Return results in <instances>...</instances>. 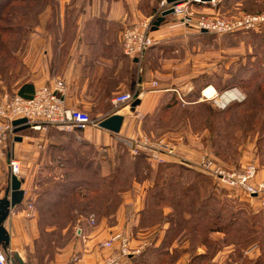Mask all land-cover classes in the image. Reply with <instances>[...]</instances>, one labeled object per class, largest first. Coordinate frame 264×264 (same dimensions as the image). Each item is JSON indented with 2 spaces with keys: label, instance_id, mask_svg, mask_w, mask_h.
I'll return each instance as SVG.
<instances>
[{
  "label": "crops",
  "instance_id": "0c3cea01",
  "mask_svg": "<svg viewBox=\"0 0 264 264\" xmlns=\"http://www.w3.org/2000/svg\"><path fill=\"white\" fill-rule=\"evenodd\" d=\"M59 1L58 6L48 7L43 12L40 23L30 32L22 56L18 55L22 76H16L17 71L13 70L16 77L13 87L0 81V102L5 96L13 94L30 97L36 87L51 84L55 79H63L67 85V104L88 113L96 123L117 112L112 100L118 94L138 91L140 104L134 111L130 107H123L118 111L124 117L118 133L99 125L72 132L58 131L54 127L47 131L31 128L24 130L19 133L22 140H14L12 156L36 176L43 171L51 172L55 168L62 171L72 168L67 160L56 163L57 155L54 154L58 152L89 150L92 164L98 165L104 173H109L116 165L119 147H124L120 139L146 133L145 125L149 116L155 113L173 89L181 90L185 96L189 93V84L197 78L196 70L186 68L185 64L180 69L171 65L175 59L179 60L174 58V50L185 51L179 56L181 62L190 60V47L196 45L197 31L171 14L157 30L152 31L157 44L150 48L143 59H131L123 52L122 31L151 15L159 3H154L151 8L148 5L150 1L144 0ZM224 5L221 0L215 7H204L202 11L220 14ZM234 6L238 10L240 3H235ZM184 48L189 51L186 52ZM164 53L170 57L167 59L168 63L163 59L159 62L160 55ZM153 82L158 85L152 87ZM24 85L27 86L20 93ZM205 131L197 133L192 131L191 125L186 124L181 130L164 133L167 138L172 139L176 154L166 157L161 163L146 159L148 168L143 169L142 179L134 180L130 189L122 193V201L116 213L99 218L94 226L89 225L87 219L79 220L73 227V240L57 250L50 264H101L107 255L118 251V243L112 248L103 246V242L117 231H123L130 238L133 248L142 247L139 255L122 258L120 264H156L153 258L164 250L172 252L174 249L187 248L190 241L183 236L184 232L170 245H165L171 227L172 207L164 206V219L154 224H145L143 216L148 206V192L154 186L160 171L164 172L165 166L182 163L205 174L197 167L198 158L204 150L203 140L207 137V130ZM255 153L254 144L253 158ZM128 156L131 161L135 158L130 153ZM246 158L245 156L241 160V165L247 162ZM258 178L264 179V169L260 170ZM22 180L24 198L20 205L11 210L5 222L10 234V246L3 250L10 257L19 253L27 263L23 249L31 247L33 240L38 237V229L34 210L26 207L33 205L34 208L36 200L32 198L39 193L35 192L37 186L29 185L28 179ZM9 185L10 180L0 199L4 197ZM257 198L242 200L255 204L259 201ZM261 210L264 211V207L257 212ZM32 214V219L26 218ZM231 250L232 247L226 245L218 253L223 255ZM196 251L201 254L203 249L200 246ZM250 252L260 255L258 250L253 249Z\"/></svg>",
  "mask_w": 264,
  "mask_h": 264
},
{
  "label": "rangeland",
  "instance_id": "374dc122",
  "mask_svg": "<svg viewBox=\"0 0 264 264\" xmlns=\"http://www.w3.org/2000/svg\"><path fill=\"white\" fill-rule=\"evenodd\" d=\"M56 1L57 4L60 3L59 0ZM144 1L145 2L150 1L149 2L150 4L148 5H151V8L154 7L155 5L154 3H159L157 7L158 9L160 2L162 0H144ZM235 1L236 0L227 2L222 8L220 14L219 13H214V14L223 17H231V16H239L244 13L257 14L264 12V0H242V3H240L238 10H236V7L234 6ZM40 5L41 3L39 4V6ZM152 15H149L147 17H150ZM4 16L5 19H10V20L12 19V15L6 14L3 15V17ZM29 36L30 34H28V37ZM196 37H197L196 45H191L190 47V53H189L190 60L184 63L181 62L179 56L184 54L185 51L183 50L181 52L180 50L179 52L174 50L173 51L174 52L173 54L175 55L174 58H178L179 60L175 59L174 63L171 66L180 69L181 67H183V64H185L186 68H190V70H196V76L200 77L201 79L200 82L198 83L189 84V86H191L192 89L195 88L198 90L200 83H203L206 80L207 81L211 80L213 82V85L210 84L207 85V87L210 86L214 87L215 92L217 91L215 87V83L217 84L222 83V85H226L225 88L232 86L240 87L243 93L245 94V96L247 95V101L245 102V104L248 107L249 106L253 107L254 105L260 103L262 104L261 109L257 110V115L255 118L257 120L259 118L263 120L264 119V27L254 30L238 31L227 34H214L209 32L200 33L197 31ZM3 39H4L3 41L2 39H0V81L3 84H6L8 87H13L14 83L16 82V77H14L13 70L16 69L17 71L16 76L18 77L19 75L22 76L23 70L21 64H16L15 61L14 62L12 61V49L18 48L17 45L13 44V40H12L13 37L4 35ZM162 43L163 41L160 42V44ZM4 45L6 46V50H4L3 47ZM25 47H26V43L25 45H22L20 47V51L17 54L18 58L19 56H22ZM185 50L186 52L189 51L188 48H186ZM165 53L160 55L161 57H159V62L163 59L165 63H168L167 59L169 60L170 57L168 54ZM251 70L258 72L251 74L250 73ZM250 76L251 78L249 79L252 80L251 82L252 85L249 84L250 80H247L248 77ZM257 78L259 80L258 82H260L263 85V91L261 93L260 91L258 92L254 88V85L256 84L255 79ZM243 79H246V84L241 83ZM185 89H187V87ZM218 94H221V92L218 91ZM261 98L263 99L262 101L260 100ZM201 99L203 101L209 102L214 110L221 111L218 109L217 105H214L215 103L212 100L207 99L203 96L201 97ZM206 115L208 116L207 112L204 115V111H201L200 116L202 120H204V118L205 119L208 118ZM171 116L172 119L174 118L176 119L180 116V114H176V113L174 114L173 112ZM220 118L221 115L218 116L213 115L212 121L214 124V129L218 126L217 123ZM239 118L241 119H237L233 121L234 127L231 129L227 128L226 126L224 127L219 126L216 129V136L212 141H210L209 132L207 131V137L205 140H203L204 150H202L197 163V167L200 170H202L204 173L206 172L199 166L201 157L204 154L209 155L213 160H215L217 164L222 165L223 167L229 169H237V167L240 168L249 162H255L257 166L259 165L260 168L259 172L261 169H264L263 166L264 157H263V161L257 160L258 145L256 139L258 137L257 135L258 133L254 131L252 125L247 126L249 121L253 119L252 117H246V116L245 117L239 116ZM187 122L188 121H185L181 126H177L173 129L181 130L185 127L186 124L190 125V123ZM191 128L192 131H195L194 128H196L198 130L197 133L206 132L205 130L202 129L203 127H200L199 122L197 124L195 123V126ZM159 133L155 135L154 134L149 135L147 133L144 134L152 136L155 139L167 140L168 142L173 143L172 139L167 138V136L164 133L162 132ZM231 134L233 135L231 136ZM226 141H231L230 144L231 146L229 148L223 147L227 143ZM13 143H14V138L11 137L6 144L5 156L3 158H0V195L4 194L3 193L4 189L8 186L10 180L8 159L12 156ZM254 144L256 148L255 158H253ZM124 149L125 146L119 147L118 155L119 154L122 155L123 153H125ZM217 151L220 152V155L222 156L223 160L221 159L218 160L214 156V153ZM71 152L73 154V151H70L69 153L71 154ZM55 155H57V157L55 158L56 163L60 164L68 156V153H64L63 151H61L58 152V154H54V156ZM245 156L247 157L246 158L247 162L244 165H241V160ZM262 156H264V153H262ZM90 157L91 155L89 154V152H85V154L82 155L81 158L80 156L75 155L74 152V154L71 155L69 158L71 162L70 167H72L74 172L69 175L70 177L68 176L67 178L65 172L62 171L61 169L58 170L55 168L51 172L43 171L42 173L37 174L35 176L33 172L28 171L29 169L27 170L25 167L22 166L20 179L21 178L22 179L24 178L25 180L28 179L29 185H31L32 187L37 186L35 192L39 193L40 195L42 194L41 198L39 199H37L39 194H37V196L35 195L33 196L34 198L32 199H34V201L37 199L35 201L34 208L31 209L30 205H27L26 207V209L28 210H34V214H36L35 223L38 229L37 231L38 237L33 240L31 247L27 246L24 247L25 249H23V254L28 264H50L57 250L73 240L75 236L73 227L75 226L76 223H78L79 220L81 219L89 220V218L93 216L97 223L98 219L99 218L101 219V217H99V214L90 211L91 209H89L90 207H88L90 206L88 205L89 202L95 200V198L92 197L91 198L94 200L90 198L91 201H89L88 199L78 201L77 196L74 197L66 196L65 206H69V208L66 207V210L70 209L69 210L70 214L65 213L66 210H64L63 207V209L61 208L62 211L60 210V212L54 214L55 217H52L51 216L52 212L49 211V208H44L47 201L55 199L54 196L62 195V190H63L61 187L62 183L66 182L67 179L71 180L82 177L83 174L81 173L80 168L86 167L87 161ZM128 160H130L129 156L126 158V161ZM116 163L119 164V160L116 161ZM125 169L127 170L130 169L129 162H126ZM84 171H88L89 176L86 175L87 174L86 172H85V176L86 177L88 176L92 179L93 175L92 172H90L91 167H89V170L84 169ZM212 181L215 187L217 188V190H215V196L218 199H222L223 201L222 203L225 205L227 209L226 211H228L226 213H231L233 211L237 212L240 215L238 221H241V225H246L247 227H251L252 231H247L246 229H242L239 231H234L233 233L227 236H225L222 233H213L212 238H210L211 241L209 240L208 244H205L204 242H201L202 241L201 235L203 233L200 231L197 233L195 229V226L197 224L202 225L203 223L192 222V223H188L187 225L186 223H180L179 225L174 226V231L172 232L173 234L177 233L180 236L181 232H183L184 227L187 226V233L189 234V236L190 234L194 236L197 234V237L193 236L192 239L188 238L190 239L189 240L190 242L187 248H178L179 250L177 252H174L170 255H166L165 263L167 264H253V262L259 256L256 255L257 252L252 253L250 251H252L253 249L258 250L259 252H261V250L264 251V211L261 210V212H257L260 208L262 209V207H264V194L260 195L257 198V200H259L258 202H256L257 204L256 203L250 204L242 200V199H251V198L247 197L241 191L239 192L227 188L226 186H221L213 177H212ZM68 190L71 191L72 189H68ZM116 190L114 192H116ZM207 190H208V184H207ZM74 191L76 190H73L72 193ZM117 195L118 192L115 193L114 201L111 203V207L109 208V210L111 211L114 210L116 207L115 205L117 202ZM120 200L122 201V194ZM95 201L99 204L100 208H102L104 204H106L102 201L100 197H98ZM71 206L73 207V209L76 207L74 211H71ZM106 209L107 207L103 208V210ZM99 213L102 214V212ZM213 213L214 212H212V215ZM29 214L31 213L29 212ZM103 214L106 213L103 212ZM158 214L159 213L157 210L151 209V211H149L150 217L156 215L158 216ZM208 214L210 215V212ZM32 216L33 214L30 216L29 215L26 216V218L32 219ZM50 216L51 219L48 220L56 221L55 226L48 225L49 221H47L46 219L50 218ZM71 216L75 219V221L69 224L66 222V220L67 217L70 218ZM149 220L151 221L152 218H150ZM64 229L67 230L64 232ZM236 242L238 244H236ZM226 245L232 247V250L223 255L219 254L218 252ZM200 246L202 247L203 252H201V254L200 253L198 254L196 253L197 252L196 250H198ZM157 258L158 257L155 256V258H153V261H156Z\"/></svg>",
  "mask_w": 264,
  "mask_h": 264
},
{
  "label": "trees",
  "instance_id": "16d2710c",
  "mask_svg": "<svg viewBox=\"0 0 264 264\" xmlns=\"http://www.w3.org/2000/svg\"><path fill=\"white\" fill-rule=\"evenodd\" d=\"M223 1L226 4L227 2L232 0H222V3ZM40 3L41 5L39 6ZM235 3H242V0H236ZM56 6H58L56 0H0V39H2L3 41L4 35L13 37V44L17 45L18 47L16 49H12L13 62L15 61L16 64H20V59L17 57V54L20 51V47L22 45H25L28 39V34H30V32H32L33 29L40 23V17L42 16L43 12L47 10L48 7ZM156 11L157 8L152 14H155ZM6 14L12 15V19H5V16L3 17V15ZM3 47L4 50H6V46L4 45ZM255 72L258 71L251 70L250 73L253 74ZM251 76L248 77L247 80H250L249 78H251ZM200 79V77L195 78L193 80V83L200 82ZM258 81V78L255 79L256 84L254 85V88L261 93L263 91V85ZM251 82L252 80H250L249 84H251ZM241 83L246 84V79H243ZM210 84L213 85V82L211 80H206L205 82L200 83L198 87L199 89H192L187 94V96L184 97V99H181L176 92L171 91L169 96L163 101L162 105L159 106L155 113L149 116L145 125L146 133L149 135H155L159 132L166 133L169 131H174L173 128L181 126L185 121H188L191 127H194L195 123L197 124L199 122L200 127H203V130H207L209 132L210 141H212L216 136V129L219 126H226L227 128L231 129L234 127L233 121L241 119L239 118V116L252 117L253 120H250L247 126L252 125L254 131L258 133L257 134L255 132L258 135L256 139L258 145L257 160L263 161L264 156H262V153H264V119L262 120L259 118L257 120L255 118L257 115V110L261 109L262 104L260 103L254 105L253 107H248L245 104V102L247 101L246 95L245 99L242 101H234L227 105L225 108L218 107V109L221 111L214 110L209 102L201 100L203 91L207 88V85ZM26 86L27 85H24L19 92L21 93L22 89ZM225 86L226 85H222V83H215L217 92L219 91L221 92V94L232 89H238L242 91L238 86H232L228 88H225ZM260 100L262 101L263 99L261 98ZM201 111H204V115L207 112L208 116H206L208 118H204V120H202L200 116ZM173 112L174 114H180V116L176 119H172L171 115L173 114ZM213 115H221V118L217 123L218 126L215 129L212 121ZM194 129L195 131H198L196 128ZM232 135L233 134H231V136ZM226 142L227 143L223 147L229 148L231 146V141ZM71 151H73V154L75 152V155L80 156V158L85 154V152H89L90 154L89 150L82 151L79 149H73ZM69 152L68 156L65 158V160H67L68 162H70V156L73 155L72 152L71 154ZM124 152L125 153H123L122 155H118L117 161L119 160V164L116 163L113 170H111V172L109 173H104L102 170H100L98 165L92 164L93 162L90 157L87 161L86 167L80 168L81 173L83 174L82 177L71 180L67 179L66 182L62 183V195L54 196L55 199L47 201L48 203L46 202L44 208H49V211L52 212L51 216L55 217L54 214L60 212L61 208L63 209L64 207V210H66V207L69 208V206H65L66 196H77L78 201L85 199L91 201L92 198H95L96 200L98 197H100L106 204H104V206L100 208L99 204L94 199H92L94 201H91L88 204L90 205L88 206L90 207L89 209H91L90 211L96 212L97 214H99V217L112 216L113 214H115L121 204V194L130 189L134 180H141L143 177V169L148 168V162L145 155L136 156L133 161H126V158L128 157V151H126V148L124 149ZM214 156L218 160H223L219 151L215 152ZM126 162H129V170L125 169ZM89 167H91L90 172H92L93 175L92 179L88 177L89 172L84 171V169L89 170ZM258 169H260L259 165ZM163 171V173H161L160 171L155 180L154 186L148 192V206L144 211L143 220L145 224H154L162 221L164 219V206L172 207L173 213H171L172 217L170 218L171 227L169 228L168 236L165 241L166 246L170 245L171 242L179 236L177 233L173 234L172 232L174 231V226L179 225L180 223H186V225L192 222L203 223V226L201 224V226L197 224L195 226V229L197 233L199 231L203 233L201 235V242H204L205 244H208L209 240L211 241L210 238H212L211 235L213 233H222L227 236L234 231H239L242 229L252 231L251 227L241 225V221H238L240 215L237 212L233 211L231 213H226L228 211H226L227 209L222 203V199H218L215 196V190H217V188L215 187L210 175H208L207 173L203 174L198 171L192 170L182 163H175L165 166V169ZM64 172L67 178L74 171L72 168H70L68 171ZM85 172L87 173L86 175H88L87 177L85 176ZM206 183L208 184V190ZM68 189L72 190L70 191ZM73 190L76 191L72 193ZM115 190L116 192H118L117 202L115 205L116 207L114 206L115 209L111 211L109 210V208L111 207V203L114 201L116 193L114 192ZM41 196L42 194H39L37 199L41 198ZM218 202L221 203L219 204ZM106 207L107 209L103 210V208ZM74 209L71 206V211H74ZM151 209L157 210L159 213L158 216L156 215L150 217L149 211H151ZM69 210H66L65 213L70 214ZM99 212H102V214ZM103 212H105L106 214H103ZM209 212L210 215H212V212L214 213L212 216H210L208 214ZM51 216L46 220L49 221L48 219H51ZM150 218H152L151 221L149 220ZM74 221L75 219L72 216L70 218L67 217V223L70 224ZM48 225L55 226L56 221H49ZM183 232L184 237L186 236L187 238L192 239V237L194 236L191 234L189 236V234L187 233V226L184 227ZM194 237H197V234ZM236 244L238 243L236 242ZM178 250L179 249H174L172 252L169 250H164L163 253L156 255V257H158L156 262L159 264H167L165 263L166 255H170L174 252H177ZM262 263L264 264V251L261 250L259 257L253 262V264Z\"/></svg>",
  "mask_w": 264,
  "mask_h": 264
},
{
  "label": "built area",
  "instance_id": "2783aa9c",
  "mask_svg": "<svg viewBox=\"0 0 264 264\" xmlns=\"http://www.w3.org/2000/svg\"><path fill=\"white\" fill-rule=\"evenodd\" d=\"M220 2L221 0H176L168 3V0H162L154 15L145 17L124 29L121 34L124 54L131 59H143L146 52L158 42L152 36L153 22L169 9L174 10L173 14L180 21L198 32L227 34L264 27V12L223 17L202 11V8L215 7ZM157 85V82L152 83V87ZM173 90L181 99H184V92L179 89ZM191 90L192 87L189 86L188 92ZM66 93L67 85L64 80L55 79L51 84L36 87L30 97L19 94L5 96L0 102V158L5 156L8 140L16 136L14 120L25 118L30 128L36 131H47L50 127L63 132L84 131L92 125H99L88 113L69 106ZM138 97V91L116 95L112 100L117 109L116 113L123 107H130ZM203 97L212 100L218 107L225 108L234 101L244 100L245 94L238 89H232L222 94L216 91L211 97L205 95ZM120 141L130 155L134 157L145 155L148 160L156 163L164 162L166 157L176 154V148L172 142L155 139L147 134H140L129 139L123 138ZM199 166L221 186L241 191L249 198L264 194V179H258L259 169L255 162H249L237 169H229L217 164L209 155L204 154ZM8 167L10 174L21 177L22 166L18 159L11 156L8 159ZM32 207L33 205H30L31 209ZM88 223L91 226L96 225L95 218L90 217ZM82 237L85 236L82 235ZM115 243L119 244L118 251L107 255L101 264H120L122 258L139 255L142 252V247L131 246L130 238L122 231L112 233L109 239L103 242V246L112 248ZM0 264H14L12 257L6 254L2 246H0Z\"/></svg>",
  "mask_w": 264,
  "mask_h": 264
},
{
  "label": "water",
  "instance_id": "95a60500",
  "mask_svg": "<svg viewBox=\"0 0 264 264\" xmlns=\"http://www.w3.org/2000/svg\"><path fill=\"white\" fill-rule=\"evenodd\" d=\"M176 0H168V3L174 2ZM174 13L173 9L166 10L159 16L154 22L152 31L157 30L160 25L165 21V18ZM140 104V100L135 98L131 103L130 109L134 111L136 106ZM124 117L118 113H115L99 123L101 128L107 129L114 133H118L121 129ZM13 125L16 127L14 133L16 134L14 140L21 141L22 136L19 135L20 132L30 128L27 123V119L21 118L13 121ZM23 180L20 179L15 174H10V185L3 198L0 199V246L4 250H7L10 246V234L5 227V222L17 205H20L24 198V190L22 189ZM12 262L14 264H27L19 253H14L12 256Z\"/></svg>",
  "mask_w": 264,
  "mask_h": 264
},
{
  "label": "bare ground",
  "instance_id": "6f19581e",
  "mask_svg": "<svg viewBox=\"0 0 264 264\" xmlns=\"http://www.w3.org/2000/svg\"><path fill=\"white\" fill-rule=\"evenodd\" d=\"M215 93V88L214 87H212V86H210V87H208L207 89H205V91H204V95L205 96H212L213 94Z\"/></svg>",
  "mask_w": 264,
  "mask_h": 264
}]
</instances>
